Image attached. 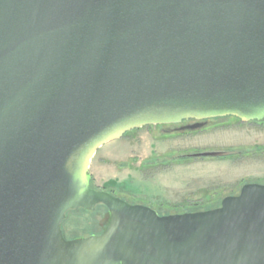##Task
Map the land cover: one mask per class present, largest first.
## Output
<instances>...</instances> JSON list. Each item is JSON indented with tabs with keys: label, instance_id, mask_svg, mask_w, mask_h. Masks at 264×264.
Returning <instances> with one entry per match:
<instances>
[{
	"label": "water",
	"instance_id": "1",
	"mask_svg": "<svg viewBox=\"0 0 264 264\" xmlns=\"http://www.w3.org/2000/svg\"><path fill=\"white\" fill-rule=\"evenodd\" d=\"M223 117L264 120V0H0V264H264V184L165 215L91 184L104 144Z\"/></svg>",
	"mask_w": 264,
	"mask_h": 264
},
{
	"label": "rangeland",
	"instance_id": "2",
	"mask_svg": "<svg viewBox=\"0 0 264 264\" xmlns=\"http://www.w3.org/2000/svg\"><path fill=\"white\" fill-rule=\"evenodd\" d=\"M238 151V156L176 159L199 153ZM92 184L161 214L213 209L245 183L264 182V120L211 119L204 128L162 135L158 126L130 131L101 146L89 166ZM242 184V185H241ZM194 211V210H193ZM109 214L72 211L62 229L68 239L105 229Z\"/></svg>",
	"mask_w": 264,
	"mask_h": 264
},
{
	"label": "flooded vegetation",
	"instance_id": "3",
	"mask_svg": "<svg viewBox=\"0 0 264 264\" xmlns=\"http://www.w3.org/2000/svg\"><path fill=\"white\" fill-rule=\"evenodd\" d=\"M210 120H208V121H205V122H203V123H205V126H206V124L209 122ZM194 124H196V121H193V120H187V121H182L181 123H179V124H172V125H160V126H158V128L161 130V132H162V135L164 136H166V135H170V133H173V132H188V130H184L186 127H189V126H191V125H194ZM204 126V127H205ZM148 127H151V126H148ZM203 127V128H204ZM202 129V128H201ZM133 131H137V130H133ZM240 153H238L237 155H234V156H238ZM252 183H259V184H264V182H259V181H253ZM246 184V183H245ZM242 185V184H241ZM238 192H239V190H238ZM238 192L237 193H232V194H229V195H226V196H234V195H237L238 194ZM132 204H142V203H132ZM142 205H144V204H142ZM219 206V204L218 205H216V206H214L213 208H216V207H218ZM150 208H152V207H150ZM153 209V208H152ZM159 215H165V214H160L156 209H154ZM106 226V225H105ZM105 230V229H104ZM103 230V231H104ZM102 231V232H103ZM102 232H100V233H102ZM100 233H97V234H100ZM77 238V237H76Z\"/></svg>",
	"mask_w": 264,
	"mask_h": 264
},
{
	"label": "trees",
	"instance_id": "4",
	"mask_svg": "<svg viewBox=\"0 0 264 264\" xmlns=\"http://www.w3.org/2000/svg\"><path fill=\"white\" fill-rule=\"evenodd\" d=\"M127 134V133H126ZM91 184H92V180H91ZM92 186H93V184H92ZM94 187V186H93ZM97 189V188H96ZM104 191H108V192H110L111 194H113V195H115V196H118V194H116L114 191V188H112V189H110V190H104ZM118 197H120V196H118ZM224 197H222L221 198V200L223 199ZM122 199H124V198H122ZM220 200V201H221ZM127 201V200H126ZM127 202H129V201H127ZM130 203V202H129ZM132 204V203H131ZM219 204H220V202H219ZM101 207V206H100ZM194 211H196V209H193ZM193 210H190L189 212H193ZM81 211H83V210H81ZM161 214V213H160ZM166 214H169V213H166Z\"/></svg>",
	"mask_w": 264,
	"mask_h": 264
}]
</instances>
